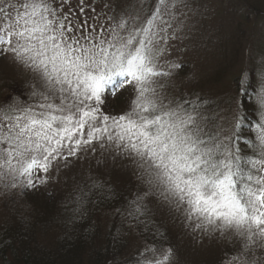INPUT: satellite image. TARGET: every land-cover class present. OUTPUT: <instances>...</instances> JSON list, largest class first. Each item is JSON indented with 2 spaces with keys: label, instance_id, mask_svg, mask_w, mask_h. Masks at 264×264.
Instances as JSON below:
<instances>
[{
  "label": "snow or ice",
  "instance_id": "obj_1",
  "mask_svg": "<svg viewBox=\"0 0 264 264\" xmlns=\"http://www.w3.org/2000/svg\"><path fill=\"white\" fill-rule=\"evenodd\" d=\"M193 10L192 0H0V58L27 77L0 103V196L18 205L17 223L30 222L25 193L81 161L89 167L73 173L61 222L74 227L89 204L110 203L115 188L94 162L137 182L116 209L130 231L160 215L199 244L227 240L228 264H264V56L215 105L175 99L183 64L171 56ZM124 92L123 109H108ZM120 264H176V252L146 245Z\"/></svg>",
  "mask_w": 264,
  "mask_h": 264
},
{
  "label": "trees",
  "instance_id": "obj_2",
  "mask_svg": "<svg viewBox=\"0 0 264 264\" xmlns=\"http://www.w3.org/2000/svg\"><path fill=\"white\" fill-rule=\"evenodd\" d=\"M234 1L232 8L226 0H222L213 8L207 0H192L194 10L189 12V29L186 37L195 38L196 41L204 44H220L217 53L221 56L217 60L224 61V64L215 67L222 71H218L217 75L214 73L213 78H205L202 77L204 73H201L204 72L205 65L194 70L190 66L191 63H182V70L185 71L179 72L175 88L172 90V97L175 99L194 101L197 97H203L209 103L215 104L218 93L216 90L213 92L211 88H205L204 85L212 87L217 83L231 82L224 89H218L225 91L229 88V96L233 95L237 90L236 81L241 68L249 66L250 58L255 62L264 56V0ZM118 2L119 0L113 3ZM215 9H219L217 12L229 9L228 13L232 18L231 28L234 32L231 38H227L229 41L227 47L223 46L225 39L201 36L206 27V10ZM249 19L252 20L253 28L249 30L248 41H244L243 36L247 31L242 28V23H247ZM196 46L197 44L192 42L191 46H186L182 58L186 56L193 61L195 56L191 49ZM259 46L262 48L259 49ZM224 47L233 52V57L228 51L223 50ZM208 53V50L200 53L199 57L205 58ZM221 73L223 74L219 75ZM26 79L27 77L22 76L16 81L24 88ZM5 88L8 89L9 85L6 84ZM127 98L128 92H124L115 99H109L108 109L120 112ZM2 102L0 100V103ZM244 131L247 133V129ZM88 167L89 162L81 161L75 169L63 173L59 183H52L25 193L20 203L25 204L29 209L30 222L20 220L17 223L18 205L12 199H8L5 206V197L0 196V202L4 203L0 214L3 219L6 217L5 222L0 221V264H120L122 257L129 256L137 249H143L151 244L172 247L176 252V264H228L234 249L227 240L217 243L206 239L199 244L160 215L151 217L153 225L147 230L140 225L130 231L128 224L131 221L123 215H117L116 209L122 206L126 208L127 201L134 198L137 182L130 174H109L106 169L97 170L94 162H92V174L114 186V199L101 206L99 210H94L93 205L89 204L85 208L86 219L75 224L74 227L62 223V219H66L69 215L63 204L74 183L73 173L81 168L87 171ZM103 219H106V222L102 225ZM90 225L95 227V232L89 227ZM157 227L162 233H167L166 238L153 236ZM165 239L166 243H164ZM121 245L126 246L121 247Z\"/></svg>",
  "mask_w": 264,
  "mask_h": 264
},
{
  "label": "rangeland",
  "instance_id": "obj_3",
  "mask_svg": "<svg viewBox=\"0 0 264 264\" xmlns=\"http://www.w3.org/2000/svg\"><path fill=\"white\" fill-rule=\"evenodd\" d=\"M114 1L117 2V0H111V2H114ZM207 1L211 5V7H213V8H215L217 4L222 2V0H207ZM76 2H77V0H73V5H75ZM101 2L103 3V2H105V0H101ZM226 2H228V5L231 7V5L235 1L234 0H226ZM99 7L100 6L98 5L97 10H99ZM217 10H219V9L206 10V12H205V16L207 19L206 25H205L206 27L203 29L204 31L202 32L201 36L202 37L210 36L211 38L217 37L219 39H225L223 46L227 47V46H229V41L227 40V38H231L233 35V32H234L233 28H231L232 18H230V14L228 13L229 9H227L223 12H217ZM251 23H252L251 19H249L247 23L246 22L242 23V25H243L242 28L245 31H247L245 33V36H243L244 41H248L247 37L249 34V30H251L253 28ZM191 42H192V44H195V43L197 44V46L195 48L191 49V52L195 56V57H193V61L189 60L186 56H184L182 58L184 51L186 50V46H191ZM219 46H220V44H218V43L217 44L216 43H213V44L200 43V42L196 41L195 38L190 39V37L188 36L184 39L182 44H177V47L180 50L178 52H176L174 55H172L171 59L181 61L184 64H185V62L191 63L192 65H190V66L194 70H196V69L198 70L205 65L206 68H205L204 72L203 71L201 72V73H204L202 77L213 78L214 73L217 75L218 71H220V72L222 71L218 67L217 68H215V67L217 65L220 66V65L224 64V61H221V60L218 61L217 60V59H220L219 56H221L217 53ZM225 47L223 50H225L226 52L228 51L229 55L231 57H233V52H231L228 49L226 50ZM260 48H262V47L259 46V49ZM207 50L209 51V53L207 54V56L205 58L199 57L200 53L206 52ZM221 54H223V53L221 52ZM183 71H185V69L181 70L180 72H183ZM223 73H221L219 75H222ZM21 75L26 77V74L23 72L22 69L16 68L13 65H11L9 63V61H7L3 58H0V100L4 101V98L6 96H8L9 94H12L14 96L18 95L24 89L23 86L16 81L17 78H22ZM6 84L9 85L8 89L5 88ZM229 84H231V82ZM229 84L217 83L216 85H214L212 87L209 85H207V86L204 85V86H205V88H207V87L211 88L213 90V92L216 90V92L218 93V96L216 97L217 98L216 102H218V101L225 100L229 96V93H228L229 88L225 91H221L218 88L224 89ZM3 88H4V91H3ZM213 105H215V104H213ZM3 206H4V203L0 202V209H2ZM10 217H12V216H10ZM4 219L2 218V214H0V221L2 223L5 222ZM6 221H8V220H6ZM105 222H106V219H103L102 225L105 224Z\"/></svg>",
  "mask_w": 264,
  "mask_h": 264
}]
</instances>
